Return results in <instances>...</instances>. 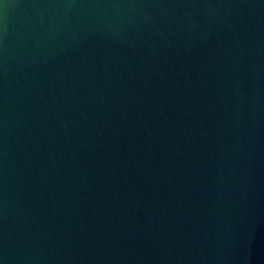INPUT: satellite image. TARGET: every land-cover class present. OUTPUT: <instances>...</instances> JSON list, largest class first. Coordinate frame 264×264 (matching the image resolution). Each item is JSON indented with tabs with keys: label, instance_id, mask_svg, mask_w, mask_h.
<instances>
[{
	"label": "water",
	"instance_id": "95a60500",
	"mask_svg": "<svg viewBox=\"0 0 264 264\" xmlns=\"http://www.w3.org/2000/svg\"><path fill=\"white\" fill-rule=\"evenodd\" d=\"M0 264H264V0H0Z\"/></svg>",
	"mask_w": 264,
	"mask_h": 264
}]
</instances>
